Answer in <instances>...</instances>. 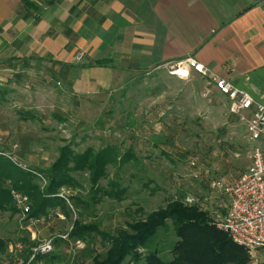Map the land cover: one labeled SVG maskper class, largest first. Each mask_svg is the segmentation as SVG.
Returning <instances> with one entry per match:
<instances>
[{"label":"rangeland","instance_id":"374dc122","mask_svg":"<svg viewBox=\"0 0 264 264\" xmlns=\"http://www.w3.org/2000/svg\"><path fill=\"white\" fill-rule=\"evenodd\" d=\"M70 82L69 68L49 62L0 68V189L11 196L0 207V264H91L103 257L107 248L99 236L67 237L75 221L117 235L176 200L197 205L213 220L226 215L229 190L250 165L256 144L205 79L180 80L160 68L131 72L117 87L94 94H76ZM65 146L78 154L114 148L117 162L95 188L87 170L69 174L73 185L59 190L71 198L69 217L59 210L30 217L31 201L15 181L36 172L33 183L44 187L40 172ZM48 241L51 251L32 258L33 249ZM174 241L168 221L149 247L170 260ZM251 264H264V254Z\"/></svg>","mask_w":264,"mask_h":264},{"label":"crops","instance_id":"0c3cea01","mask_svg":"<svg viewBox=\"0 0 264 264\" xmlns=\"http://www.w3.org/2000/svg\"><path fill=\"white\" fill-rule=\"evenodd\" d=\"M263 6L258 0H0V68L29 59L65 66L76 94H94L131 72L193 57L264 107Z\"/></svg>","mask_w":264,"mask_h":264},{"label":"trees","instance_id":"16d2710c","mask_svg":"<svg viewBox=\"0 0 264 264\" xmlns=\"http://www.w3.org/2000/svg\"><path fill=\"white\" fill-rule=\"evenodd\" d=\"M25 61L30 62L32 59ZM95 65L101 67L107 63L97 62ZM116 162L114 148H105L96 154L87 149L78 154L65 146L56 162L48 170L40 172L46 176L44 187L33 183L37 178L36 172H27L23 173V180H20L23 182L15 181L16 185L20 183L15 189L22 191L30 199V217L47 216L49 211L59 210L67 218L71 212L68 205L71 198L60 196L59 190L73 185L69 174L87 170L90 182L95 188L98 181L105 176L106 167ZM119 194L110 193L111 196L121 199ZM8 199H11L10 193L0 189V207ZM168 221L173 225L176 241L169 249L171 259L164 260L158 251L151 250L149 246L158 230L164 229ZM91 234L99 236L101 244L107 248L104 256L93 258L91 264H124L126 260V264H251L246 248L234 243L197 205H186L181 200L173 201L165 208L152 212L144 220L128 224L126 230L117 235L102 232L93 224L75 221L67 237L83 241ZM3 247L4 242L0 240V250Z\"/></svg>","mask_w":264,"mask_h":264},{"label":"built area","instance_id":"2783aa9c","mask_svg":"<svg viewBox=\"0 0 264 264\" xmlns=\"http://www.w3.org/2000/svg\"><path fill=\"white\" fill-rule=\"evenodd\" d=\"M258 2L261 4L264 0ZM80 59L78 56L77 61ZM163 69L180 80H189L192 76L205 79L229 101L230 113L239 118L249 140L256 144L251 151L250 165L229 190L226 215L214 220L234 243L248 250L252 263L258 254H264V107L193 57L169 62ZM192 202L190 198L186 200L188 204ZM16 249L21 252L22 246L17 245ZM51 249V241H48L33 249L32 258L37 254L45 255ZM6 264L29 262L15 259Z\"/></svg>","mask_w":264,"mask_h":264}]
</instances>
